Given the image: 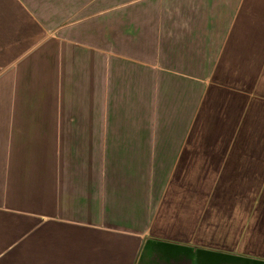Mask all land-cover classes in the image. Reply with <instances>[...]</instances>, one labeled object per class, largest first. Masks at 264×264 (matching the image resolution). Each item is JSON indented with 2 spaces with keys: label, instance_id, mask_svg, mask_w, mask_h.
I'll return each instance as SVG.
<instances>
[{
  "label": "crops",
  "instance_id": "0c3cea01",
  "mask_svg": "<svg viewBox=\"0 0 264 264\" xmlns=\"http://www.w3.org/2000/svg\"><path fill=\"white\" fill-rule=\"evenodd\" d=\"M0 264H264V0H0Z\"/></svg>",
  "mask_w": 264,
  "mask_h": 264
},
{
  "label": "rangeland",
  "instance_id": "374dc122",
  "mask_svg": "<svg viewBox=\"0 0 264 264\" xmlns=\"http://www.w3.org/2000/svg\"><path fill=\"white\" fill-rule=\"evenodd\" d=\"M209 248L212 249V250H217V251H221L220 249H222V248H218V246H214V245L210 246Z\"/></svg>",
  "mask_w": 264,
  "mask_h": 264
}]
</instances>
